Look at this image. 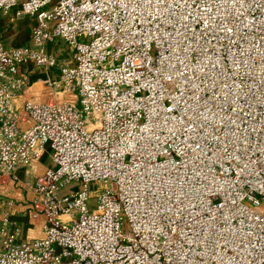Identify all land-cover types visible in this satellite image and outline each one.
<instances>
[{
  "label": "built area",
  "instance_id": "obj_1",
  "mask_svg": "<svg viewBox=\"0 0 264 264\" xmlns=\"http://www.w3.org/2000/svg\"><path fill=\"white\" fill-rule=\"evenodd\" d=\"M12 10L34 24L0 36V187L25 193H0V264H264V0ZM28 65L59 68L43 101Z\"/></svg>",
  "mask_w": 264,
  "mask_h": 264
},
{
  "label": "crops",
  "instance_id": "obj_2",
  "mask_svg": "<svg viewBox=\"0 0 264 264\" xmlns=\"http://www.w3.org/2000/svg\"><path fill=\"white\" fill-rule=\"evenodd\" d=\"M15 12L16 10H12L9 14L7 15H1L0 16V36L5 44L6 47H14V46H22L26 45L28 41L30 40L31 36V29L34 24V19H23V20H18L15 18ZM50 52L52 50L50 49ZM53 53V52H52ZM63 63V62H62ZM20 73L23 75L28 74V70L26 67L21 68ZM58 79V78H57ZM51 79H46L45 81L39 80L36 83V88L35 90L31 92V84L29 80V86L28 89L26 90V95H28L30 98H33L36 100L37 96H42L44 97V91L41 89V83L50 81ZM57 81L56 79L53 80V82ZM45 165L50 166V162L48 158H44ZM18 176L20 177V180L23 181H28L29 176L26 175L24 170H20L17 172ZM13 189L6 185L3 189L0 187V193L3 191H7L8 195H10L11 198L12 192H19V191H12ZM5 194V193H4ZM21 196V200L25 199V193L23 192L22 194L19 192ZM20 200V199H17ZM22 208V207H21ZM14 221H17L19 228L21 229V239L20 241L25 242L27 240H30L33 236H37V233H34L32 231H29L28 229V223H27V218H25L24 215H17V218H13Z\"/></svg>",
  "mask_w": 264,
  "mask_h": 264
},
{
  "label": "rangeland",
  "instance_id": "obj_3",
  "mask_svg": "<svg viewBox=\"0 0 264 264\" xmlns=\"http://www.w3.org/2000/svg\"><path fill=\"white\" fill-rule=\"evenodd\" d=\"M22 20V19H21ZM29 43V41H28ZM27 43V44H28ZM52 50L53 53L57 54L59 57L60 62L62 63H67L70 61L71 57H72V52L70 50V48L64 44V43H57L56 45L52 46L50 48ZM26 69L28 70V78L31 81V92L32 90L36 88V83L39 80H43L45 81L46 79H51L50 81L53 82V80H58V76H59V68H55V69H44V68H36L33 67L32 65H28L26 66ZM45 82L41 83V89L42 91L46 92L48 91L46 89V86L44 85ZM33 90V91H34ZM45 94V93H44ZM45 99V97L42 96H37L36 100L38 101H43ZM14 195V196H13ZM12 196L16 199H20L21 200V196L19 194V192H12ZM20 211H22V208L19 209Z\"/></svg>",
  "mask_w": 264,
  "mask_h": 264
}]
</instances>
